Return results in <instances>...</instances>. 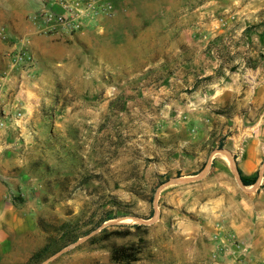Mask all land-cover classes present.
<instances>
[{
  "label": "rangeland",
  "instance_id": "rangeland-1",
  "mask_svg": "<svg viewBox=\"0 0 264 264\" xmlns=\"http://www.w3.org/2000/svg\"><path fill=\"white\" fill-rule=\"evenodd\" d=\"M185 6L212 25L193 29V37L221 62L215 77L239 87L221 97L214 110L221 120L213 118L206 133L186 113L163 115L160 102L139 97L148 75L129 72L137 66H97L83 53L67 72L38 79L24 98L21 86L34 73L10 71L7 56L0 70V193L23 211L21 226L0 232V264L27 263L49 242L54 252L41 264L225 261L218 250L221 228L229 230L221 163H238L254 144L261 161L251 178L264 176V0ZM252 189L241 183L242 195ZM65 231L80 239L62 247ZM117 247L139 251L137 260L115 263Z\"/></svg>",
  "mask_w": 264,
  "mask_h": 264
},
{
  "label": "crops",
  "instance_id": "crops-1",
  "mask_svg": "<svg viewBox=\"0 0 264 264\" xmlns=\"http://www.w3.org/2000/svg\"><path fill=\"white\" fill-rule=\"evenodd\" d=\"M46 1L0 0V70L7 65V53L15 41L28 40L36 57L34 75L20 89L24 98L29 89L35 90L38 79L50 81L51 75L67 72L83 53H89L90 62L97 66H137L129 72L148 75L139 97L151 96L156 104L160 102L163 115L172 110L186 113L188 120L204 125L205 133L211 130L213 118L221 120L214 111L220 108L221 97L229 96L231 89L233 95L239 90L224 86L215 77L221 62L211 60L200 37H193V29L201 31L212 25L196 21L195 10L185 9L186 0L180 5L178 0H102L113 5L112 14L103 16L92 29L69 37L42 32L35 17L50 7ZM17 85L15 79L10 89L16 90ZM260 161L255 145L249 144L238 163H221V203L229 205L221 209V215L229 230L248 243L258 259H264V176L244 185L253 188L249 194L241 193V175L251 178ZM230 174L238 178H234L237 186L232 185ZM22 211L0 193V232L4 227L21 226L16 223L21 221ZM218 264L230 263L222 260Z\"/></svg>",
  "mask_w": 264,
  "mask_h": 264
},
{
  "label": "built area",
  "instance_id": "built-area-1",
  "mask_svg": "<svg viewBox=\"0 0 264 264\" xmlns=\"http://www.w3.org/2000/svg\"><path fill=\"white\" fill-rule=\"evenodd\" d=\"M50 7L39 13L35 20L44 34H77L97 26L101 18L111 15L113 5L102 0H49ZM60 7L61 12H56ZM9 69L20 70L21 77L32 75L36 58L28 40L13 42L8 51ZM0 81V86H1ZM221 258L230 264H264L255 259L232 231L221 228V241L218 247Z\"/></svg>",
  "mask_w": 264,
  "mask_h": 264
},
{
  "label": "trees",
  "instance_id": "trees-1",
  "mask_svg": "<svg viewBox=\"0 0 264 264\" xmlns=\"http://www.w3.org/2000/svg\"><path fill=\"white\" fill-rule=\"evenodd\" d=\"M240 172V171H239ZM241 175V172H240ZM257 176H255L254 178H250V177H245L243 175H241V180L242 183L245 186H250L254 183L257 182ZM67 226L64 225V230H68L66 228ZM71 232L70 231H65L62 234L61 240H63L64 245L62 247H65L69 244H73L76 243L80 237L77 235H73L71 236ZM57 243V241L55 242V244ZM51 245L52 242H49L43 249H41L40 251L36 252L35 254H33V256L28 260L27 263L24 264H41V262L47 260L49 258V256H52L53 252L51 250ZM53 245H54V241H53ZM60 246V248H62ZM60 248L58 249V251L60 250ZM139 254V251H133V248L130 247H117L113 250L112 252V259L115 263H124V262H132V261H136L137 260V255Z\"/></svg>",
  "mask_w": 264,
  "mask_h": 264
}]
</instances>
